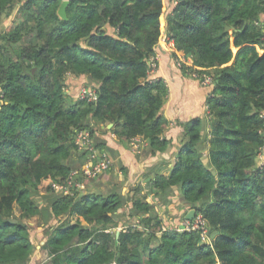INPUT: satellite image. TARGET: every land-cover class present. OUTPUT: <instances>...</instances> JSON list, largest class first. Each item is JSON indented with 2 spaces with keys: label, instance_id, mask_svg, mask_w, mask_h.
<instances>
[{
  "label": "trees",
  "instance_id": "trees-1",
  "mask_svg": "<svg viewBox=\"0 0 264 264\" xmlns=\"http://www.w3.org/2000/svg\"><path fill=\"white\" fill-rule=\"evenodd\" d=\"M61 2L0 0V16L16 10L0 33V264H29L41 225L28 221L43 212L45 223L58 222L42 244L50 264H264V0H68L66 19L57 15ZM162 31L192 61L178 67L171 52L175 66L206 89L208 132L200 116L179 123L168 174L153 173L148 193L139 184L130 198L142 229L116 230L122 183L73 195L54 193L51 183L85 162L76 130L88 129L106 151L100 127L123 146L140 136L148 143L135 156L171 146L162 113L168 87L147 75ZM83 85L95 100L77 98ZM76 153L84 159L77 167ZM175 193L202 214L209 241L163 222L160 206ZM37 197H48L46 209Z\"/></svg>",
  "mask_w": 264,
  "mask_h": 264
},
{
  "label": "crops",
  "instance_id": "crops-1",
  "mask_svg": "<svg viewBox=\"0 0 264 264\" xmlns=\"http://www.w3.org/2000/svg\"><path fill=\"white\" fill-rule=\"evenodd\" d=\"M157 52L159 55L158 68L149 79L160 77L165 81L168 87V98L164 104L162 113L170 121L167 136L173 140L171 146L165 152L157 153L155 156L149 155L146 151L135 156L129 151V145H121L113 134L103 132V127L97 130L99 139H105L109 144L106 148H108L107 151L113 162V167L110 171H112L114 167L116 169L117 166L125 165L128 167L127 179L129 180L131 178L130 181L135 180L140 183H142L141 180L144 179L147 172H150L149 178L157 171L165 174L169 172L173 164L174 153L176 152L175 148L179 144L181 138L182 127L179 124L180 122H184L193 116H200L204 119L206 123L205 129L206 132H208V123L205 120L206 106H204L203 103L206 89L199 85L196 80L182 74L175 66L171 51L167 50L164 45H158ZM70 82L72 85H76L78 80L76 79V81H74V79H71ZM261 153L262 161L264 162V148ZM77 160L79 161V165H81L84 159L83 157H79ZM258 163L260 162L258 161ZM165 167H168L169 170ZM109 172L103 174L101 179L95 181L93 185H90L91 189H104L107 187L109 182L106 180L110 176ZM120 183H122L121 187L125 186V183ZM178 195L179 194H176L175 197H177L182 206L178 210L175 209V204L177 203H174L175 201L171 199L173 196L170 197L171 200L169 204L161 206L166 210H170L172 215H176V222H180V219H184L189 211L192 210L187 209V207L183 205V201L179 199ZM41 205H43V203ZM35 247H37V245H35Z\"/></svg>",
  "mask_w": 264,
  "mask_h": 264
},
{
  "label": "built area",
  "instance_id": "built-area-1",
  "mask_svg": "<svg viewBox=\"0 0 264 264\" xmlns=\"http://www.w3.org/2000/svg\"><path fill=\"white\" fill-rule=\"evenodd\" d=\"M158 45H164L167 50L177 54L178 58H176V65L178 67H180L182 64H187V62L190 61L189 58H185L183 54H180L175 49L173 39L165 31H162L157 43V46ZM158 59L159 55L157 52V47H155L153 55H151L148 60V79L157 70ZM199 76L203 85H209L213 81L210 75H199L196 72L192 74V77L199 78ZM96 97V90L94 88H88L83 85L78 89V99L92 101L95 100ZM73 139L75 145L77 146V150L85 155V162L81 169L75 168L71 170L65 179L51 183L52 191L57 194L73 195L76 191H83L86 179L96 177L100 173L109 170L112 165V159L109 157L107 151L105 149L95 147L94 141L88 129L76 130ZM147 143V140L144 138L140 136H134L129 140V147L131 152L139 153L143 148H145ZM258 158L262 159V153L259 154ZM262 164H264V162H262ZM133 226L137 225L133 224ZM174 228L180 231L199 230L203 240H210L207 235L208 231L206 228L205 219L201 213H194L192 219H184Z\"/></svg>",
  "mask_w": 264,
  "mask_h": 264
},
{
  "label": "rangeland",
  "instance_id": "rangeland-1",
  "mask_svg": "<svg viewBox=\"0 0 264 264\" xmlns=\"http://www.w3.org/2000/svg\"><path fill=\"white\" fill-rule=\"evenodd\" d=\"M15 16H16V10L15 9L11 12V15H9V16H7L5 14L0 16V33H3V32H5L11 28V26L13 25V21L15 19ZM179 53L182 54L181 52H179ZM191 64H192V61L190 60L187 62L186 65H191ZM71 79L72 80L74 79V81H76V78L74 76H70L68 81H71ZM69 88H70L69 86H66V90H70ZM74 99H76V98L74 97ZM0 100H1V93H0ZM1 101H0V103H1ZM208 119L209 118H207V116H206V119H205L206 122H208ZM79 156H80L79 153H76V155H75L76 159L74 160V162H75L74 165L76 167L79 166V161L77 160V159H79ZM174 160H175V158H173V162H174ZM258 160L262 164V162H263L262 159L258 158ZM112 167H113V165H112ZM163 167H162V169H163ZM165 168H167V170H169L168 167H165ZM109 173H110V176H109L110 178L108 179V181H110V183H109L110 186L112 184L116 185V183H118V182H123V184L125 183V186H122V187L117 184L119 186V187H117V189H119L121 191V194L125 195V197H126V203L122 208L119 209V211L117 213L116 219L118 220V222H117V227L115 229L118 230V229L125 227L127 225H130V224L137 225V226H139L138 228L142 229V227H141L142 225L138 223L139 221L136 219H133L134 217L131 215V199L130 198L132 197L133 192H135L134 187L139 185V184L141 185V189L144 191V193H148V184H146V183H147V180L149 178L150 172H147V174H145L144 179L141 180L142 183L136 182L135 180L130 181L131 178L128 180L127 179L128 176L126 177L124 175V172H122V170H121V168H119V166H117L116 169L114 167L112 169V171H110ZM166 174H168V173H166ZM99 189L100 190H98V191L107 192L106 189H103V188H99ZM90 190H91V188H85V189H83V191H81V193L88 192ZM171 199L173 201H175L174 203H177V204H175V209L178 210L179 208L182 207L181 203L179 202L177 197L173 196ZM37 200H42L43 205H41V206L43 207V209H46V207L49 205L48 197H45V198L37 197ZM147 200L152 202V197L149 195ZM159 211H160L161 219L163 220V222L169 224L171 226V228H174V226L178 222V221L177 222L175 221L177 219L176 215H172L170 210H166L161 206H160ZM18 213H19V211H18L17 207L14 206V215L17 216ZM45 214L46 213L43 212L41 215L32 217L28 221V223H31L32 225H38V224L41 225L40 227L38 226L37 229L35 228L33 231V241H34V245H37V247H35L33 253L30 256L29 264H50L48 253L45 249L42 248V244L44 243L45 236L47 234L48 229H51V227L56 226L58 224V222H57V219L54 218V219H51L49 222L45 223L44 222V219L46 217ZM182 221L183 220L180 219V223ZM157 235H159V234L157 233ZM41 242H43V243H41ZM156 242L157 241L154 240V243H156Z\"/></svg>",
  "mask_w": 264,
  "mask_h": 264
},
{
  "label": "water",
  "instance_id": "water-1",
  "mask_svg": "<svg viewBox=\"0 0 264 264\" xmlns=\"http://www.w3.org/2000/svg\"><path fill=\"white\" fill-rule=\"evenodd\" d=\"M68 5V0H62V2L60 3L58 9H57V15L61 18V19H66L67 15H66V6ZM111 125H108V127H110ZM194 210H190L188 215L186 216L187 219H191L192 216L194 215ZM118 234V232H117Z\"/></svg>",
  "mask_w": 264,
  "mask_h": 264
}]
</instances>
